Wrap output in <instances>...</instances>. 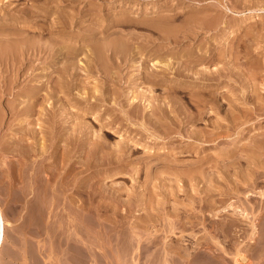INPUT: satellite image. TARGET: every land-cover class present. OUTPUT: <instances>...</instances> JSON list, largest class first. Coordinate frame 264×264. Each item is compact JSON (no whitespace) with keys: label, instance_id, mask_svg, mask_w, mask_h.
I'll return each instance as SVG.
<instances>
[{"label":"bare ground","instance_id":"obj_1","mask_svg":"<svg viewBox=\"0 0 264 264\" xmlns=\"http://www.w3.org/2000/svg\"><path fill=\"white\" fill-rule=\"evenodd\" d=\"M13 1L14 0H9V3H7V5L8 4L10 5L11 2H13ZM45 1H44V4H46ZM59 1L60 0H58V2ZM80 1H84V3H82L83 5L80 3L82 5V7H79V8L78 7L76 8V6L78 4L77 5H71L68 1H67L68 3L67 2L64 3V1H63L64 4L58 5L57 7H59L60 9H63L65 12L63 10L59 9L61 12H64V13L57 14L58 12H56L57 16L54 18H51V19L48 18V14L50 15V13H48L47 9L44 8L45 5H43L42 3L40 4L38 2V0H32V1L30 0L31 3L28 6H24L26 4L25 3V4H23V7L18 6L19 8L17 7V9H13L17 3L13 4V5L11 4L12 8L10 7V8H8L9 10L8 9L7 10L13 14L12 15H11V13L7 14V16H4V17L0 16V95L1 96L3 94L8 95V96L11 95L12 98L11 97L8 98L9 101L8 102L6 101V103H4V104L7 107L6 112H8V114L10 113V117L11 116L13 117L11 119H13V120L17 119L14 121V123L18 124V125H16L15 127L13 126L14 127L13 131L19 133L18 134L19 136L17 135L16 138H11V140L9 139L10 141H8V142H5L6 139H4V143L2 144V150L0 149V151H3V152H1V153H3L1 156H3L2 159H3V162H5L4 164L7 165L8 171H6V166H5V168H3L4 165H1L2 168H0V169H3L6 172H8L7 173L8 176L5 175V176H7V179H8L7 182H10L9 179H12L13 182L16 180H18L16 182H19V180H20V182H21L20 185H22L21 187H23L24 183L25 184L27 183L26 184L27 192L34 190L32 192V194L35 191L39 193V195L41 197L40 199L43 200V201L40 200V203L41 202L43 203V205L46 209L47 215L45 214L46 217H45V215H44V217L46 219L42 220L40 218L41 216L43 218V215H41V213H43V212H41L42 211L41 208L43 206V205H41L42 203L39 204V203H37L36 200L35 201L30 200L31 203L30 202L27 203L28 206L30 208H32L37 214L39 213L38 214L39 217L34 218V221L32 222V224H35V226H37V227L41 226L40 229L42 231H43V229H46L45 233H47V234L49 233L48 234V235H50L49 238H52L54 241H56V238L58 237V236L56 237L55 235H58L60 233H61V235H63L62 233H64V232H62L64 229L62 231H60L61 228H59V227L61 225L63 226V228H66V229L68 228V227L64 226L65 223L68 226L69 225L72 227L74 226L75 228L76 227L81 228L82 226H86V227L92 226L93 229L90 228L91 233L93 230V232L95 234L94 233H92V234H94L95 237L93 236V239H91V241L93 240L92 243L94 242V240H95V242L100 241L99 243H94L97 246V244L101 243L102 240L100 238L103 237L104 235L100 234L101 236L100 235L97 236V234H96L97 228L95 229V227H99L100 229L102 228L101 232H105L104 234H110L111 232L109 231V228H107L106 230L109 231L110 233L107 231H103V228H106L109 226L110 227L115 226L116 223L120 224V225H117V228H118V226H122L121 224L124 223V225L128 224L130 226L127 225L128 227L125 226V230L124 229L120 230V234L122 235V238L120 239L121 235L119 234V230H118V235H120V236L117 237L116 239L113 238V240H115L117 242L123 239V240H125L124 242L127 243V246L124 244L126 247L121 246L118 248V249H120V251H119V252H121L120 254L118 253V251H115V254L118 257V259H120V260L124 259L122 257H125V253H127V255H128V252L130 253L129 250L132 249L130 247H132V243H133V241L131 239L133 237H135V236L131 237V235L133 233L136 234V233L140 232L139 234L142 233L144 235L145 231L150 228V229H153V233L149 232L151 234L148 235V238L146 239L147 242L144 245L142 244V242H141V244H138L139 249H137L138 246L135 247L139 251H137L136 255H134V256H137V255H138L137 257L141 256L140 258L143 257L144 260H150V263H151V260H154L153 263H155V261L159 260V261H161V262H159L161 264H172L173 261H175L177 263V260H178L177 258H179L180 256H184L185 264H199V262H200L199 259L202 258L205 254V253L203 254V251H202V253H199V254H203L202 257L199 258V256L197 255V257L199 259H197V258L194 259V257L192 258V256H191L192 260H194V261L196 260L193 263L192 260L188 259V258H190V256H189L190 253L188 251L184 252L185 255H179L180 249L182 248L180 246V244H178L179 242L176 245H174V244L172 245L171 243H169L165 240L163 241L162 238L165 237L164 236L165 234H163L161 232L163 234V237H161V235H160V237H161L160 238L159 234H157V231L158 232L159 231H164V232L172 231V232H174V230L177 229L176 232L178 233V240H179V236L180 237H183L184 235L187 236L188 233L192 236L193 235L192 233L185 230V228H187L189 226L193 228V224H190V222H191L190 218L196 212L194 211L195 213H192L190 216V211L195 210L194 208H195L196 202H197V204H198V202H200V203L202 202L201 206L205 205L204 208L200 207L202 210L206 209L208 207V209H211V211H212V208L215 207V206H213V205H215V202L222 199L219 197V200H217L216 198H218V197H216V196H215L216 198L214 197L212 199L209 197L207 198V196H209L208 194L214 193L213 191L215 190L216 184H218L220 186L221 184H219V183L223 182V184H222L223 186L231 185V187L228 188V189L232 188L230 190H233V186H234V188H239V187H235L237 183L232 182L233 181L232 179H235V178H233L234 176L235 177L239 176V178L237 177L236 181H238V179H239L240 182L242 181L243 185H244V182L249 181V179H251L252 182L253 183L255 182L254 184L257 185L256 184V182L258 181L257 178H259V176L261 175L259 173L260 168H261V170L264 169V123H263L264 122V82H263L264 81V72L261 71L263 73L259 74L260 70H264V68H263L264 62H262L264 60L261 61L263 63V65H262L263 67H261L262 69H258V68L255 69L254 68L255 71L259 70L258 73L257 72L255 73V71L252 69H250V70L247 69L249 71L246 72V74H247L250 71H254L253 74H251L252 79L254 77L256 78V76L257 77L260 76L261 79L259 77L258 80L263 79V81L259 80L260 81L259 82L257 80L256 83H253V82L251 83V81H254V80H251L250 84H249V83H247L250 80V76H249V78L248 77L246 78V80L247 79H249V80L246 82V80L244 79L245 81H243V82H245V83L242 84L243 82L240 81V79H238L240 82H242V83H240V82L239 83L242 84L240 88H243V90L239 89V85L237 86L238 87L237 90L238 91L240 90V92H242V93L245 91H249L250 93L249 92L248 93L250 95L252 94V98H253V100H252L253 107H250V108L248 107L249 109H247L246 111H242L243 109H241V108H244V107H242L241 102L242 101L246 102V101H244V98H243L244 95H242L243 97L240 96L239 92H237V93H239V95L236 94V92L234 90V86H233V88L232 87H227V88L222 87L223 88L222 93H221V91H218V89L220 90L221 86H223V85L220 86L218 84V83H220V82H218L220 76L221 75L224 76L225 74H227V73L224 74V71H228L229 74H233V73L239 71V70H237L235 72H232L234 66H233V68L231 66L232 64L228 66L230 60L232 62L239 63L238 61H235L236 58H234V57H236V56L231 54L234 57H232V59H230V60L228 59L229 56H228V58H227V56L225 57V53H226L225 49H227V48L223 49L225 46L222 47V45H221L222 48L219 46V50H217L216 52H215V48H216L215 44H213V46L212 45L209 46L210 44H208V45L206 44L208 46V48L205 49L206 46L204 45V47H203L202 43L200 44V42H199V43H196L197 46L195 47V45H196L195 39H198L201 37V36L197 37L199 35L198 30L206 29V31L208 32V29H209L208 26L210 27L211 25H213V27L216 28L218 26V23L221 21V20H217L216 18L222 17L221 19L223 20L224 18L228 17V16L227 17L224 16V18H223L222 15L219 16L220 11L222 13L224 12L221 10L222 7H220L219 4H216V6L219 5L220 11L218 12L216 10L217 11L216 12L214 10L216 13H218L217 15L219 17L218 16L216 17V15H215L216 18H214V19L212 17H211L212 18L211 19L210 16L200 18L201 13L203 12V7H200V9L202 8L201 9L202 11H200L201 13L196 12V13H200V15L199 14L195 15V16L199 15L198 16L199 18L198 17L195 18L193 16L194 14L192 15L188 11L189 15L191 14L193 17H191V16L189 17V15H188L187 17L182 16L183 18L186 17L188 19L185 20V19H182V17L180 19L182 21L185 20L186 22L184 21V23H186V24L189 23V22L187 23V21L190 19V23L192 22V26L194 24L193 20H195L194 21L195 24L193 27H191V24L189 23L188 26H190L192 30L189 27V29L191 30V32H190V30L188 31V29L186 28L188 31L187 32V31H185V29H183L182 23L181 22L179 23V21H178V23H176L177 24L176 27L178 26L177 30L179 31V29H181V27H182L181 30L182 31L184 30L183 32L181 31L182 33L179 31L180 34H178V32H174L175 34L177 33L178 35L177 34L171 35V32L173 30L171 28H174V30H175V27H173V25L175 26V24H173V21H172L173 18L168 17V15L170 13L167 15L165 12L164 13L161 12L158 15L155 14V16L157 15L155 17L156 19H154L153 16H152L153 19H149V20H147L148 18L147 19H145V18L140 19V22L147 23L148 25H150L149 27H151L152 25L154 26L155 21L157 22V23L155 22V25L157 27L159 26L157 36L154 35L155 36L154 38L149 37V40L147 38L148 41L145 39V41H147L146 43L151 44V46H149V48H148V46H146L147 44L145 42L140 43L143 40V39L141 40V38L146 37V33H145V36H142V35H140L141 33L139 34V32L138 33L134 32L133 28H131V29L133 30L134 33L133 32L131 33V31H132L131 30V31L127 32V35H125L124 32H123L124 34L121 33V35H119L118 30H116L117 28L115 27V31H117L116 32L117 35H116V33H112V35L115 34L116 36L113 35V37H112V35H111V38H110V35H108L107 37H109V38L105 37V35H107L106 30L109 26H111V25L115 26L117 24L120 32H122L125 30V26L129 27L130 24H133V21L130 20L129 18H127L126 16L122 17L123 14H121L120 17L113 18L112 22L111 21L110 22L109 21L104 22V20L106 19L107 16L106 17L101 16V15H104L103 12L99 13L100 14L99 16H98V14H96V12H97L96 10H99L97 8L100 6L98 4H101V2L98 3L99 2L98 1L97 2L98 6H97L94 3L95 1H93V0H80ZM187 1H189V0H187ZM202 1H201V3H202ZM229 1H232V3H233V0H229ZM245 1L246 0L241 1V2H243L242 6L245 3ZM250 1H247V3ZM262 1H264V0H262ZM70 2H72V1H70ZM238 2H240V0ZM28 3H29V1H28ZM103 3H105V2H103ZM106 3H108V2H106ZM110 3H112V2H110ZM173 3H175V2H173ZM180 3H181V0H180ZM229 3H231V2H228V4ZM251 3H253V1L248 3V4H251ZM257 3H262V2L259 1ZM182 4H184V3H182ZM204 4H206V3H204ZM207 4L210 5L209 3H207ZM223 4L221 6H224L226 4V0H225V4L224 5ZM234 4H238V3H234ZM254 4L256 5L255 2H254ZM185 5H187V4L185 3ZM199 5H201L200 2H199ZM239 5H238V8L240 9V7H241V9H242V6L241 5L239 6ZM259 5L264 10V5L263 6L261 4H259ZM96 6H97V8H96ZM167 6H168V4H167ZM213 6H215V5H213ZM231 6L233 7L232 4H230V7ZM178 7H179V5H178ZM232 7H231V10H232ZM258 7H256V8H258ZM99 8L101 10V7H99ZM172 8L173 7H171V9ZM207 8H208V6H207ZM217 8H215V9H217ZM252 8H255V7H252ZM225 9L228 11L230 10V8H227V7ZM233 9H234V7H233ZM57 10H58V8H57ZM169 10H170V8H169ZM198 10H199V7H198ZM235 10H238L237 7ZM214 11H213V13H214ZM1 12H2V10H1ZM246 12L245 11L241 12V15H245ZM253 12H255V11H253ZM148 13H150V12H148ZM187 14H185V15H187ZM209 14H211V13H209ZM225 14L226 13L224 12L223 15H225ZM261 14H263V13H261ZM176 15H175V17L178 18V16H176ZM179 15H181V14H179ZM206 15L208 16L207 13H205V16ZM235 15H240V14H237V13L233 14L232 15L233 18H235ZM38 16H42L45 19H43L42 17H38ZM211 16H214V15H211ZM252 16H255V15L251 14L249 16H246L244 19L242 18L241 21L240 20L234 21L236 23L234 24V22H233L232 24L236 25L235 29H238L244 25L246 18H250ZM263 16H264V14H263ZM148 17H150V16H148ZM173 17H174V15H173ZM229 17H230V14H229ZM229 17H228V20H229ZM238 17H236V18H238ZM87 18H89V20ZM230 18H231V20L233 19L232 17H230ZM36 19H38L39 23L34 22V21H37ZM174 19H176V18H174ZM191 19H193V20L191 21ZM250 19H252V18H250ZM256 19L257 18H255V21H256ZM39 20H41V21H39ZM177 20H179V19H177ZM228 20L227 19L225 20L226 26H227ZM231 20H229V21H231ZM258 20H261V17ZM85 21H86V23L84 25L81 24L82 22H85ZM148 21H150V22H148ZM151 21H153V23ZM226 21H227V23H226ZM255 21H254V23H256ZM135 22H139V21L135 20ZM122 23L125 24V25H123L124 30L120 29V28H122V27H120ZM149 23H151V24H149ZM174 23H175V21H174ZM118 24H120V25H118ZM147 24L146 25L144 24V25L147 26ZM178 24H180L181 26H179ZM229 24H231V23H229ZM248 24H250V22ZM252 24L253 23H251V25ZM7 25H10V28H8ZM224 25L221 24L220 25L221 27L218 26L217 28L221 29L222 26H224ZM99 26H101V27H99ZM185 26H187V25H185ZM232 26L229 25V27H232ZM245 26H247V25H245ZM253 27H255L256 31H254V32H256V33H254V35H252L253 34V31H252V34L250 36L251 38L248 37L249 40L245 41L243 44L240 43L241 41L235 39V37L233 36L234 34L233 35L230 34V35H232V37H234L235 41L236 40L239 41L238 44L239 43L242 45L245 44L244 46L247 47L249 42L251 44V43L257 41V39H255V38H261V39L264 38V22H261L259 24V26H257V28H256V26L250 27V28H252L250 30H253ZM151 28H153V27H151ZM245 28H243V29H245ZM154 29H157V28L154 27ZM225 29H227V28L225 27ZM243 29L240 28V30H242V31H243ZM127 30H130V29H127ZM169 30L171 32H168ZM223 30L224 29H222V31ZM111 31H114V30H111ZM151 31H153V30H151ZM228 31H230V30H228ZM108 32H110V31H108ZM211 32H214V31L211 30ZM217 32H220V30ZM226 32H227V30H226ZM246 32H248L247 29H246ZM203 33H205V32H203ZM138 36H140V39H139V40H141L140 42H138L139 41ZM237 36H236V38L240 37V36H238V37ZM244 36H246V33ZM203 37H202V39L200 38L199 40L205 41V37L204 38ZM223 37H224L223 33L222 34L219 33V37L214 38L215 43H217V45H218L219 40L221 41V39ZM227 38H229V36ZM248 38H246V39H248ZM234 39H232V40H234ZM126 40H127V42H131L132 44L130 45V43H129V45H127ZM186 40H187V42H188V40H191L192 43L194 42L193 43L194 47L193 48L191 47L189 49H188V47L186 48V46L184 47V49L186 48L188 50L184 51L182 54L180 52V54L182 56L181 61L178 60L179 61L178 62L176 60L177 62H173V59L167 58V56H166L165 61H162L165 58L163 55H162L163 58L160 61V59L157 60V57L160 58V56L156 55L157 56V57H155L156 61H154L151 64L149 63L150 60L148 61V59H155V58H150V57L155 53V51L159 47H161L159 44V47L157 48L158 43L165 42V43H163L164 45H166V44L170 45L172 42L177 43V42H183ZM206 41H207V39H206ZM210 41H212V40L210 39ZM227 41H228V39H227ZM227 41L225 39L226 43H228ZM242 41H243V39H242ZM134 42H137L136 44L140 43L141 46L135 45ZM191 42H189V43H191ZM258 42L262 43L263 41L258 40ZM189 43H187V44H189ZM187 44H185V45H187ZM203 44H204V42H203ZM250 44H249V46H251ZM143 45L146 46L145 48L147 50L142 48ZM153 45H155V46H153ZM173 45H171V46H173ZM255 45H256L255 43H254V45L252 44V46H255ZM187 46H189V45H187ZM234 46L235 45L233 44V48H234ZM258 46L256 48L262 49L264 47V44H261L259 47ZM165 47H167V46H165ZM165 47H163V48H165ZM231 47L232 46H230V47L228 46L229 49H231ZM238 48H237V53L240 51V50H238ZM256 48L252 47V49L253 50L255 49V51H256ZM169 49L171 50V48H169ZM169 49H167V50H169ZM222 49L225 51V53L222 51ZM229 49H228L227 53H229ZM245 49H246V52L248 54L252 50L251 48H249V49H251L250 51H247L248 48H245ZM182 50H183V48H182ZM233 50H235V49H233ZM244 50L242 53L244 56H246L247 54L246 53L244 54ZM108 51H109V53H107ZM158 51H160V50H158ZM168 52H166V54H168ZM170 52L173 53L172 51H170ZM170 52H169V55H170ZM234 52L232 51L233 54L236 53V52L235 53ZM256 52H258V50ZM80 53H82V54L84 53L83 57L85 58L83 60L84 62H81V63L79 62L80 59L77 57L78 54H80ZM119 53H121V55ZM177 53H179V52H177ZM161 54H164V53H161ZM117 55H119V56H117ZM122 55H123V57H121ZM226 55H228V54H226ZM248 56H250V55H247L246 57H248ZM263 56H264V54H263ZM243 57H241V58H243ZM176 58H178V57H176ZM233 58L235 60H233ZM179 59H180V56H179ZM214 59L215 60L217 59L220 61V63H219V61H217L219 63V65L222 63V66L220 65L221 66L220 68H217L218 66L215 67L216 65L214 66L215 68H213V67L211 68L207 64V62H210V60L214 61ZM244 59H247V58H244ZM241 60H243V59H241ZM241 60L239 59V61H241ZM123 61H125V63L127 65L124 63H123L124 65H121ZM156 62H157V64H156ZM215 62H213V64ZM128 63L130 64V66L132 65L131 66L132 68L134 67V69H135V70L133 69L134 70L133 71L130 68L132 70V72L130 70L129 73L127 71L125 72L123 70L125 68V65L128 66ZM202 63H206V64H204V67H203ZM108 64H110V65H108ZM200 64H202L203 68H201ZM261 64L260 65L258 64V65L261 66ZM197 65H199L200 67ZM205 65L209 66V68L205 69L206 68ZM234 65H236V64H234ZM243 65H242V67H243ZM251 65L252 64L250 63V66L248 65V67L251 68ZM254 65H256V64H253L252 66H254ZM109 66L112 67V69H110ZM149 66H150V68H149ZM230 66L232 69L230 68ZM236 66L238 68L240 67L239 64H237ZM100 68L103 69L101 73H103V71H106L108 69L105 73V77L102 78V81H99V80H101L100 78H99V80L98 79L93 80V78H95V77L90 78L93 80V83L91 82L90 86H88L89 84L87 83V81L85 79L92 77L94 75V73L96 71H98ZM126 68H125V70H126ZM245 68H247V67L245 66ZM127 69L129 70V68H127ZM229 70H231L232 73ZM241 70L243 72V68ZM244 71H246V70H244ZM97 74H99V73H97ZM247 75L244 74V76H247ZM229 77H231V76H229ZM236 77L238 78V76H236ZM224 78H225V76H224ZM229 79H231V78H229ZM234 80H236V79H234ZM97 81H99V83ZM221 82H223V81H221ZM18 84H20L21 87L20 86H18L19 88L16 87V85H18ZM157 86L161 87V88L159 87L161 89L160 94H156L154 92V89H156V88L158 89ZM14 87H15V89H14ZM212 90H214L215 92H212ZM231 95H233L234 97H231ZM99 100L102 101L101 104H104V106L102 105L103 108H100L101 104L99 103L100 102ZM108 101H111V103ZM250 101L248 100L247 102H250ZM106 102L108 105H106ZM252 102H250V104H252ZM80 103H83V104H80ZM117 104H118V107H115V105L117 106ZM224 104L227 105L226 107H227L228 111H225V112L223 111L224 114H222L223 115L222 116L221 114H219V112H221L222 107H224ZM80 105H82V106H80ZM240 105H241V107H240ZM66 106H68V107H66ZM250 106H252V105H250ZM74 107L78 110V113L80 112L78 115H77V113H75L76 111H74L75 110ZM0 108H1V106H0ZM72 108H74V110ZM96 108L102 109L103 112L106 111V109H113L115 111L117 109L118 112H120V114L119 113H112V116L108 122H110L115 116L120 117V115H121V117L119 118V120L121 119L119 121V123H120V125L125 126L123 128V130H124V133H126L125 134L126 139L123 140L122 139L123 136L122 137L120 136L122 139L121 142L119 140V142L116 143L115 145L114 144L113 145L111 144V146L107 145L105 143V141L100 138V136L98 134L92 136L93 133H90L89 132L90 129L88 128L89 129L88 130L86 125H85L86 123L85 124L83 123L86 121L82 120L83 122H81L80 119H78L80 122L73 121V119L79 118L80 116H82V117L85 116L86 113L88 112L87 110L90 109L91 113H92L93 110H95ZM113 110H111V111H113ZM1 112H4V111H1ZM35 114H36V117H34L35 119H34V121L32 120L33 121L32 123H34L35 121L40 119L39 122L38 121L36 122V123H38L37 127L32 125L31 122H29V121H31L30 118L33 117ZM98 114H100V113H98ZM207 114L210 116L212 115L213 117L205 119L207 121H204V116H206ZM107 116H108V114H107ZM109 117L107 118V120L109 119ZM69 118H72L71 124H67L68 123L67 120ZM101 118H104V116ZM82 119H84V118H82ZM13 120H11V121H13ZM105 120H103V122H105ZM103 122H101V125ZM11 123H13V122H10L9 125L12 127ZM119 123H117V124H119ZM198 123L199 124L204 123V125L201 127H198V126L194 127ZM15 124H13V125H15ZM24 124H26L27 126L24 127ZM29 124H31V125H29ZM109 124H111V123H109ZM117 124H116V126H117ZM246 124L249 127L250 126L252 127V125H253V128L254 129L256 128L255 129L256 132H255V134L250 136L247 143L245 141V144H246V146L244 145V147H246L245 149L243 147L241 148V146H240L241 149H244L243 152H245V153L243 154L242 150H241L242 153H238V152H236V150L239 147V145H238L239 142L242 141V140H240V133H242V130H244L243 128H245L247 126ZM9 125L7 124V126H9ZM108 125L106 124V126H108ZM113 125H114V123H113ZM113 125H111V126H113ZM243 125L245 127H243ZM192 126L194 128H192ZM108 127H110V126H108ZM90 128L92 129V127H90ZM110 128H112V127H110ZM118 128H120V126ZM2 129L4 131V128H2ZM7 129L9 130L10 128L7 127ZM10 131H7V132L12 134V132H10ZM221 131H229L230 132V133L226 134L228 139L222 138V141L227 140L226 142H228V144L230 143V146L226 145L227 147H225V146L220 147V148L218 147L217 148L218 150H214V149L210 150L211 149L210 145H213L216 142L219 143V136L218 135ZM93 132H95V131L93 130ZM9 133H6V135H8ZM39 133H41V134H39ZM250 133H251V131H250ZM120 135H121V133H120ZM245 135H248V134H245ZM223 136H224V134H223ZM11 137H14V136L11 135ZM178 138H180L179 141H177ZM183 138H185V139H183ZM181 139L186 140V142H184V141L181 142ZM2 142H3V140H2ZM61 145L63 146L64 150L61 152L60 158L57 159L59 161L57 164L59 166L61 164L62 165L60 167L58 165H55L59 169L55 168V167L50 168L47 164L48 159L49 160H50V158L52 160L56 159L55 158L56 157L55 152H52L51 149H53V150L57 149L58 150V148H60ZM215 146H216V144H215ZM0 148H1V146H0ZM138 150H140V152H141V154L138 153L139 155L136 154V152ZM84 155H85V158L83 159ZM7 156L9 157L8 160H6ZM11 156H14L15 158L14 157L11 158ZM229 157H232V158L228 159ZM226 158L228 160H224ZM241 158H243L242 160L245 163V164H243V166L239 162V161H241ZM80 159H83V161ZM79 162H82L81 163L82 165L85 164L86 168H85V166H83L85 169H89L88 167H92L94 165L96 168H98L97 166H101V168H98V170L96 169L97 173L94 174L95 178L98 176L100 171L103 173L104 170H105V172L102 174L104 178L107 176H113L114 177L116 175L122 176V175L127 174L129 179H131L130 181L133 180L132 183L130 182L132 185L130 184L131 185L130 191L128 189L129 192H127V198L121 197V195H120V192L122 193V191L120 190L122 186H118V185L108 186L109 184L107 185V182L105 183L107 186L104 185L105 186L104 187V186L100 185V186H96V188H95L92 185L93 183H87L86 180H85L86 182L84 181L83 183L80 181L81 184L77 187V189L75 186V185H78L77 182L75 183L76 180L74 182L72 180V182H71L70 181L71 178H69L71 185L69 183H67L68 181L67 182L66 181L61 182L62 177H63L62 176L63 171L61 173L60 170H63V168H64L63 164L68 165V167H70V168L71 167L74 168V166H76V163L79 164ZM51 164H53V163H51ZM66 165H64V166H66ZM82 165H81V168H82ZM77 166L80 167V164ZM60 168H62V169H60ZM75 168H74V170H75ZM83 170H81V171H83ZM5 171H4V173H5ZM64 171H65V169H64ZM262 171H264V170H262ZM83 172H85V170ZM87 173H90V172H87ZM71 174H69V175H71ZM3 175L4 174H2L1 176H3ZM63 175L65 176V174H63ZM69 175L67 174L68 177H69ZM81 175L82 174H80V176ZM231 175L232 176L234 175V176L232 177ZM91 177H92V174H91ZM231 177H232V179H230ZM86 178L87 177H85L84 179H86ZM67 179L68 178H66L65 180H67ZM72 179H73V177H72ZM96 179H93V180H96ZM0 180L2 181L3 179H0ZM6 180H4V181H6ZM78 180H80V179L78 178ZM87 180L89 182L92 179L91 180L87 179ZM251 180H250V182H251ZM4 181H2V182H4ZM7 182H5L6 185L9 184ZM22 182H23V184H22ZM102 182H103V180L99 183H102ZM95 183H94V186H95ZM253 183H250V184H253ZM14 184H16L15 186L17 187V183H14ZM103 184H104V182H103ZM248 184H249V182L244 186L247 187ZM222 185H221L222 190H224V191L228 190L225 188L223 189ZM239 185H241V184H239ZM9 186H11V185H9ZM242 186H241V189H243V191H244V188ZM2 187L3 186H1V188ZM5 187L6 186L3 187L4 190L6 189ZM21 187L18 186V188H20V190L23 191L22 190L23 188L21 189ZM25 187H24V189H25ZM249 187H252V185H250ZM71 188L79 190L80 193L81 192L84 193L85 194V196H83L84 198L79 199L78 197L80 195L79 196L77 195L78 197H76V199L73 197L72 198L69 197L68 193H66V191L68 189H71ZM124 188H125V185H124ZM253 188H255V187H253ZM7 189L10 190V188H7ZM13 190H14V187L11 190L12 192L10 191L11 192L10 194L13 193ZM16 190L18 191V189H16ZM219 190H221V188ZM234 190H236V189H234ZM239 190H240V188L236 191H239ZM17 191L15 193H17ZM0 192L2 193L1 190H0ZM7 192H8V190H7ZM76 192H78V191H76ZM76 192H75V194H76ZM4 193H6V192H4ZM15 193H14V195H15ZM82 193H81V195H82ZM229 193H225V195L227 194V196H228ZM73 194H74V192H73ZM245 194H246V192H245ZM19 195L22 196L23 193L18 194L17 200L19 198L24 199L22 197H19ZM39 195H38V197H39ZM98 195H99V197L97 198L96 196H98ZM71 196H74V195H71ZM218 196H220V195H218ZM3 197H1V198L3 199ZM23 197H25V196H23ZM34 197H35V195L33 196V199H35ZM36 197H37V193H36ZM45 197H47V198H45ZM80 197H82V196H80ZM11 198L12 197L10 196V199ZM28 198L30 199V197H28ZM226 198H228V197H226ZM243 198L245 199V197H243ZM10 199L8 198L7 200H9V202L14 201V199H13V201H10ZM21 199H19V201H21ZM31 199H32V197H31ZM215 199L217 201H215ZM25 200H27V199H25ZM22 201H24V200H22ZM220 202L222 203V201H220ZM219 203H216V204L219 205ZM225 203H227V202H225ZM18 204L20 205V202ZM223 204H224V202H223ZM122 205H123V207H120ZM239 205H240L239 203L237 205L236 203H233V201H231V202H228L227 205L225 204V205H220V206H221V208L223 207L222 209H224V210L225 209L232 210L234 212L233 213L234 215L235 214H238V215L241 214L239 216H242L244 214L245 215L248 214L247 212H245L247 210L246 206L244 207V205L241 204L243 206H242V208H240L241 206L238 207ZM11 206H12V208L15 209V207L18 205H15V207H13L14 203L13 204L11 203ZM23 206L24 205H21V207H23ZM10 208L11 207H9L8 209H10ZM30 208L28 210H31ZM221 208L219 209V207H218L217 210L221 211ZM64 209H66L68 211L74 209L77 211V212L76 211L75 212L70 211V214L72 212L71 217H72L73 213H75L74 215H76V213H77L80 216L78 215V218H76L77 216H74V217L70 218V220H66V218H65L66 221L60 220L59 218H57L58 219L57 220L54 217L55 218V220H54L53 216L56 214L58 215V213H59L58 210H60V212H61ZM121 209L124 211H121ZM131 209H133V211L138 213L136 215H139L138 219H136V220L134 217V220H135L134 222L132 220L133 218L130 219L132 221L128 220L129 221L128 222L126 220H127V217H129V216H126V215H125L126 217L123 216L125 213L128 215ZM248 209H249V207H248ZM109 210H110V212L113 213L114 218H112L111 216H107V215L103 216L104 212L108 213ZM213 210H216V209H213ZM9 211L11 212L12 209ZM120 211L124 212V213H122L123 215L120 214L121 213ZM205 211L206 210H204V212ZM232 211H231V213H232ZM248 212H250V211H248ZM44 213H45V211H44ZM92 213L94 214V216H92ZM201 213H199V214H201ZM14 214H15V211H14ZM199 214H197V216ZM213 214L216 215V213H214V212H213ZM68 215H69V213H68ZM110 215H111V213H110ZM205 215L206 214L204 213V216ZM238 215H236V216H238ZM28 216H29V214H28ZM51 216H52V218H51ZM65 216H66V214H65ZM195 216L196 215H194V219H197V218H195ZM200 216H198V218ZM204 216H203L202 220H204ZM246 216H244V217H246ZM48 217H50L49 220H48ZM123 217H125L126 220ZM130 217H131V215H130ZM205 217H207V216H205ZM60 218H61V216H60ZM249 218H250V216H249ZM26 219H27V217H26ZM211 219H213V218H211ZM227 219H229V217H227ZM237 219L239 220V217L235 218V216H232L229 220H227L228 222L225 221V222H227V224L225 223L224 225H226L228 228H231L232 225L235 224L234 227H237L236 223H235V221H237ZM29 220H31V218ZM198 220H197V222H198ZM260 220H263V221H261V223H262V225H264L263 224L264 223V215H263V219H260ZM193 221L194 220H192V222ZM199 221L201 222V220H199ZM251 221H252V219H251ZM20 222L22 223V221H20ZM132 222L134 224H132ZM210 222H212V221H210ZM23 224H24V221H23ZM29 224H31V223H29ZM202 224H205V228L207 227L206 221L205 222L202 221ZM208 224H209V222L207 223V225ZM257 224L255 225L254 228H256ZM20 225H22V224H20ZM124 225H123V227H124ZM198 225H199V223H198ZM212 225H211V227H212ZM218 225L219 224H217V226ZM237 225H239V224H237ZM252 225H251V227H252ZM24 226H26V224H24ZM194 226H196V225H194ZM134 227H137V229H138V230L135 229V232L131 231V229H134ZM234 227L232 229H234ZM248 227H250V226L248 225ZM82 228H84V227H82ZM219 228L222 230V232H224L222 226H219ZM219 228L217 230H219ZM228 228H226V230ZM16 229H15V231H16ZM77 229L78 228H76V230ZM191 229H188V230L191 231ZM240 229L241 228L239 227L238 231H240ZM208 230H212V229H208ZM251 230H252V228H251ZM80 231L84 232L85 230L81 229ZM184 231L185 232L187 231V232L185 233ZM238 231H236V232H238ZM54 232H55V235L52 234ZM69 232H70V230H69ZM69 232H67V233H69ZM209 232H211V231H209ZM213 232H215V230H213ZM226 232L224 233V235H226ZM228 232H230V231L228 230ZM233 232H235V230ZM252 232H254V231H252ZM31 233H32V235L34 234V232H31ZM71 233L69 234V237L65 234V236H63V237L59 236V238L57 239L58 242H56V243L61 245V246L58 245L57 252L59 251L61 253V256H60V253H58L59 254L58 255L54 251L55 255L57 256V257H55V256L54 257L57 260H59V264H65L67 262L66 259L70 255V253L68 254V251H70V249H72L70 251V252H72L71 254L75 255L73 257H69L70 260L73 261V258H75V257L77 259V256H78V258H79V256H81L80 258H83L82 256L88 252L85 251L86 252L85 254L84 253L83 254H81V253L77 254L74 252H77L76 248L79 251V249H81L80 248L81 245H83L84 243H85V246L89 247V249L86 247L87 248L86 250H88V251L90 249L93 250V248H91V246H89V244H91V243H88V241H90L89 236H91L92 234H90L87 231V233L85 232L86 236L85 235L80 236V234H83V233H80L79 236L81 238L80 239L77 238L79 236L76 235L75 237L77 239L76 238L74 239L73 235H72L73 238L71 237ZM112 233L115 234V231L112 230ZM112 233L110 235H113ZM149 233H147V231H146L145 235L147 236V234H149ZM41 234H39V235H41ZM218 234H216V235H218ZM220 234H222V233H220ZM110 235H108V236H110ZM207 235H209V234H206V237H207ZM216 235H215V238H216ZM261 235H262V233H261ZM113 236H116V234ZM211 236H213V235H211ZM211 236H208V238ZM167 237H168V235H167ZM227 237H229V236H227ZM249 237H251V236H249ZM2 238H3V218L1 215V208H0V240ZM13 238H14V236H13ZM38 238L40 239V237H38ZM104 238H107V237H104ZM143 238H145V237H143ZM44 239L48 240V238H44ZM98 239H100V240H98ZM182 239H184V238H181V240ZM209 239H211V238H209ZM221 239H223V238H221ZM228 239H231V238H228ZM232 239H234V238L232 237ZM36 240H37V238H36ZM109 240H111V239H109ZM140 240L141 239H139V241ZM174 240H176V239H174ZM184 240H187V239L185 238ZM257 240H259V239L257 238L256 241ZM13 241H14V239H13ZM19 241H20V239H19ZM48 241H46V242H48ZM50 241H51V239H50ZM54 241H52V242H54ZM84 241H86V242H84ZM139 241H138V243H140ZM217 241L218 240H216V242ZM76 242H79L81 244L78 245L79 243L77 244ZM153 242H155V243L160 242L163 247L161 246V248H160L159 247L160 245L158 246L156 244L158 246V248L156 247V245L154 246V248H156L157 250L155 249L152 252L148 251L151 248L148 247L147 244L150 243V245H154ZM199 242H200V240H199ZM202 242H203V240H202ZM212 242L213 241L211 239V243ZM14 243H15V241H14ZM56 243L54 244V246L52 245L54 247V250H56L55 248L57 247ZM108 243H109V241H108ZM204 243L207 244L208 242L204 241ZM219 243H220V241H219ZM231 243L235 244L236 242H231ZM103 244H104V242L102 241V245ZM110 244H112V246L106 245V248H104L105 244L102 246L104 248L103 249L104 252L107 251V250L105 251V249L108 248L107 246H110L112 248L114 247L113 242H110ZM135 244H133V245H135ZM181 244H182V242H181ZM27 245H28V241H27ZM30 245H29V247H30ZM39 245H40V243H39ZM208 245H210V243L207 244V247H208ZM211 245H213V244H211ZM217 245H218V243H217ZM116 246H118V245H116ZM142 246L146 247V249H144V247L142 248ZM213 246L215 248V245H213ZM223 246H221L222 249H223ZM229 246H231V245H229ZM233 246L239 247L241 245H239V242H237V245H233ZM151 247L153 248V246H151ZM225 247H227V246H225ZM82 248L85 249L84 245ZM198 248L200 249V247H198ZM209 248H211V246ZM218 248H219V250L222 251V249H220V246ZM28 249L29 248H27V250ZM110 249L111 248H108V250H110ZM116 249H117V247H116ZM184 249H185V247H184ZM216 249H217V247H216ZM13 250H15V249H13ZM30 250H32V249H30ZM30 250H28V251H30ZM73 250H74V252H73ZM103 250L101 251V253L103 252ZM111 250H114V248ZM237 250L239 253L240 250L239 249H237ZM51 251H52L51 254L54 255L52 249H51ZM99 251H100V249H99ZM211 251H212V248H211ZM231 251H233V250H231ZM7 252H9V251H7ZM44 252H46V251H44ZM47 252H49V251H47ZM10 253H13V252H10ZM33 253H35V252H33ZM90 253H91L90 257L86 256V255L85 256L89 257L93 262L94 261L96 262L95 259H98L100 252L93 251V254H92V252L90 250ZM222 253H224V252L222 251ZM222 253H220V251H219L220 256L225 259V257L221 255ZM47 254L49 255V253H47ZM122 254L124 256H122ZM191 254H193V253H191ZM36 255L37 254L35 253V256ZM53 255H51L49 257L52 259ZM178 255H179V257H177ZM236 255L241 256V258L246 256V255L243 256V253H242V255L240 253L236 254ZM111 256H113V255H111ZM111 256H109L108 258H110ZM214 256L215 255H213V257ZM217 256H216V258H217ZM101 257L102 256H100L99 259ZM127 257H125V258H127ZM195 257H196V254H195ZM210 257H212V255L209 257L204 256V258H203L204 260L202 259V264H221L222 263V262H220V259H216V258L212 259ZM7 258H9V257H7ZM35 258H37V257H35ZM80 258H79V260H80ZM112 258L114 259L115 257L113 256ZM234 258H236V257H234ZM27 259H28V257H27ZM5 260H4V262H5ZM23 260H24V258H23ZM34 260L38 261L37 259H34ZM104 260H106L105 262H108L107 259H104ZM197 260H198V262H197ZM36 261L29 262V263H35ZM84 261L87 262V259H85ZM111 261H112V259H111ZM239 261L240 260H238V262ZM76 262H77V260L74 261L75 264H76ZM89 262H90V260H89ZM98 262L104 263L103 260L101 262V259ZM181 262H180V264H181ZM235 262H237V261H235ZM2 263L3 262H0V264H2ZM5 263L8 264L7 261ZM11 263L13 264V262H11ZM29 263H27V264H29ZM70 263H71V261H70ZM74 263H72V264H74ZM81 263L79 262V264H81ZM183 263H184V261H183ZM36 264H38V263H36ZM82 264H85V263H82Z\"/></svg>","mask_w":264,"mask_h":264},{"label":"rangeland","instance_id":"obj_2","mask_svg":"<svg viewBox=\"0 0 264 264\" xmlns=\"http://www.w3.org/2000/svg\"><path fill=\"white\" fill-rule=\"evenodd\" d=\"M15 1V2H14ZM13 2H11V4L13 5V4H16V6L13 8V9H17V7L19 6V7H23V4H25L24 6H28L31 2H30V0H14ZM25 1V2H24ZM28 1H29V3H28ZM32 1V0H31ZM44 1L45 0H38V2L41 4H43V5H45L44 6V8L45 9H47V12L48 13H50V15L48 14V18H54V17H56L57 16V14H59V13H64L65 11L63 10V9H60L59 7H57L58 5H61V4H64V3H66L67 1L71 4V5H77L76 6V8L78 7H82V3H84V1H80V0H60L59 2H58V0L56 1H50V0H46L45 2H46V4H44ZM48 1V2H47ZM63 1H64V3H63ZM70 1H72V2H70ZM93 1H95L94 3L97 5L98 3H100L101 2V4H98V5H100L99 7H101V10H100V8L98 7L97 8V6H96V8L97 9H99V10H96L97 12H96V14H98V16L100 15L99 13H102L103 12V14L104 15H101V16H107L106 17V19L104 20V22L106 21V22H112V19L113 18H118V17H120L121 16V14H123L122 15V17H124V16H126L127 18H129L130 20H132L133 21V24H130V26L128 27H126L125 26V30H124V26L123 25H125V24H121V26L120 27H122V28H120V29H122V30H124V31H122V32H120V30H119V27L117 26V24L114 26V25H111V26H109L108 28H107V30H106V34L107 35H105V37H107L108 35H110V38H111V35H112V33H116L117 31H115V27L117 28L116 30H118V33H119V35H121V33H125V35H127V32L128 31H131L132 29L131 28H133L134 29V32H139V34L140 35H142V36H145V33H146V37L144 38H141V40H139L140 39V36H138V42H140V43H142V42H147L148 40H149V37H155V36H157V32H158V28H159V26L157 27L156 25H155V22H154V26L152 25L151 27H153V28H151V27H149L150 25H148L147 23H144V22H140V19H147V20H149V19H153V17H154V19H156L155 17L158 15V14H160L161 12L162 13H166V15L167 14H169L168 15V17L170 18V17H172L173 18V24H175V26L173 25V27H175V30H174V28H171V29H173L172 30V32L169 30L168 32H171V35H176L174 32H178V34H180L179 33V31L181 32L182 30V27H183V29H185V31H187V29H188V31L191 29V27H193L194 26V24H195V20H193V19H191V21L193 20V26H192V22L190 23V19L187 21V23L189 22L190 24H191V27L190 26H188L189 25V23L188 24H186V23H184V21L186 20V19H188V18H186L188 15H189V13H191L195 18H197L199 15H200V11H202L201 9H200V7H203V14L201 13V15H200V18H202V17H209L210 16V18L212 17L213 19L214 18H216L218 15V13H216L217 11L219 12L220 10V8H219V5H220V7H222V11H224L226 14L225 15H223V13L220 11L219 12V16H223V18H224V16L225 17H229V14H230V17H232L233 18V14H235V13H237V14H240V15H235V18H233L232 20H231V18L229 17V20H231V21H229L228 20V17L227 18H224L223 20L220 18H216L217 20H221L219 23H218V26H220L221 24L222 25H224L225 24V20L227 19L228 20V23H227V21H226V23H227V26H226V24L224 25V26H222V28L221 29H219V28H215V27H213V25H211L210 27L208 26V32L206 31V29H201V30H198V33H199V35L197 36V37H200L201 39H202V37L204 36L205 37V41H202V40H199L200 38H198V39H195V44L196 43H199L200 42V44L202 43V45H203V47H204V45L206 46L205 47V49H207L208 48V44H210L209 46H213V44H215V52L217 51V50H219V46L221 47V45H222V47H224L223 49H225V48H227V49H225V51H226V53H225V51L222 49V51L225 53V57L227 56V58H228V56H229V60L230 59H232V57H234V56H236V57H234V58H236V60L233 58V60H235V61H238L239 63H237V62H232L231 60V62L229 61V64H228V66L229 65H231L232 66V68H233V66H234V68H233V70H232V72H235V71H237V70H239L238 72H235V73H233V74H229L228 73V71H224V74L225 73H227V74H225L224 76H225V78H224V76H220V78H219V81L218 82H220V83H218L220 86L221 85H223V86H221V88H220V90L218 89V91H221V93L223 92V88L222 87H232L233 88V86H234V90H235V92H236V94H238L239 95V93H240V96H242V95H244V101H246V102H241V105H242V107H244V108H241V109H243L242 111H246L247 109H249L250 107H253V102H252V100H253V98H252V94L250 95L249 93V91H245V92H240V90L238 91L237 89H238V85H239V89H242L243 90V88H240L241 87V85L242 84H244L245 82H243V81H245L246 80V78L248 77L249 78V76H250V80L249 79H247L246 80V82L249 80V82H247V83H249L250 84V81L251 80H254V81H251V83L253 82V83H256L257 82V80H258V78L260 77H257L256 76V78L254 77L253 79H252V77H251V74H253V72L255 71V69L256 68H258V69H262L261 67H263L264 65H263V63L262 62H264V61H262V60H264L263 58H264V56H263V50L261 49H258V48H256L258 45L260 46L261 44H264V38H255V39H257V41H255V42H253V43H251L250 44V42L248 43V46L247 47H245L244 45H242L245 41H248L249 40V38H251L250 36H251V34H252V31H253V34L252 35H254V33H256V32H254V31H256V29H255V27H253V30H250V29H252V28H250V27H252V26H256V28H257V26H259V24L261 23V22H264V16H263V14H264V10L261 8V6L259 5V4H261L262 6L264 5V1H262V0H259L260 2H262V3H257V2H259L258 0H246L245 1V3L243 4V6H242V3L243 2H241L242 0H240V2H238L239 0H233V3H232V1H229V0H226V4H225V0H189V1H187V0H181V3H180V0H93ZM99 1V2H98ZM112 2V3H110V2ZM115 1V2H114ZM126 3H125V2ZM139 1V2H138ZM178 1V2H177ZM200 2V4L201 5H199V2ZM201 1H202V3H201ZM244 1V0H243ZM247 1H250V2H252L253 1V3H251V4H248V3H250V2H248L247 3ZM257 1V2H256ZM61 2V3H60ZM67 2V3H68ZM78 2V3H77ZM98 2V3H97ZM103 2H108V3H103ZM173 2H175V3H173ZM177 2V3H176ZM217 2V3H216ZM219 2V3H218ZM228 2H231V3H229L228 4ZM254 2L256 3V5L254 4ZM2 3V4H1ZM7 3H9V0H0V16H2V17H4V16H7V14H10L11 12L10 11H8L9 9L8 8H12V5L10 4H8L7 5ZM28 3V4H27ZM82 5H81V4ZM132 3V4H131ZM172 3V4H171ZM181 5H180V4ZM182 3H184V4H182ZM185 3L187 4V5H185ZM190 3V4H189ZM192 3V4H191ZM197 3V4H196ZM204 3H209L210 5H206V4H204ZM214 3V4H213ZM225 5H224V4ZM234 3H238V4H234ZM19 4V5H18ZM167 4H168V6H167ZM176 4V5H175ZM195 6H194V5ZM216 4H219V5H217L216 6ZM224 5V6H221V5ZM230 4H232L233 5V7H234V9H233V7H232V10H231V7H230ZM241 5L242 6V9H241V7H240V9L238 8V5ZM248 4V5H247ZM7 5V6H6ZM104 5V6H103ZM129 5V6H128ZM175 5V6H174ZM178 5H179V7H178ZM192 7H191V6ZM198 5V6H197ZM205 7H204V6ZM213 5H215V6H213ZM239 5V6H240ZM246 7H245V6ZM250 5V6H249ZM252 5V6H251ZM2 6V7H1ZM125 6V7H124ZM133 6V7H132ZM170 6V7H169ZM182 6V7H181ZM188 6V7H187ZM207 6H208V8H207ZM229 6V7H228ZM260 8H259V7ZM18 7V8H19ZM56 7V8H55ZM128 7V8H127ZM132 7V8H131ZM170 8V10H169V8ZM171 7H173L172 9H171ZM176 7V8H175ZM186 7V8H185ZM198 7H199V10H198ZM217 8V9H215V8ZM230 8V10L228 11V10H226L225 8ZM236 7H237V9L238 10H235L236 9ZM251 9L252 7H255V8H252L251 10L249 9V8ZM256 7H258V8H256ZM49 8V9H48ZM57 8H58V10H57ZM197 10H196V9ZM210 8V9H209ZM8 9V10H7ZM63 10L64 12H61L60 10ZM126 9V10H125ZM139 9V10H138ZM167 11H166V10ZM175 9V10H174ZM181 9V10H180ZM186 9V10H185ZM210 11H209V10ZM213 9V10H212ZM247 9V10H246ZM254 9V10H253ZM1 10H2V12H1ZM5 10V11H4ZM55 10V11H54ZM85 10V9H84ZM125 10V11H124ZM142 10V11H141ZM154 10V11H153ZM163 10V11H162ZM184 10V11H183ZM216 12H215V11ZM240 10V11H239ZM262 10V11H261ZM53 11V12H52ZM86 11V10H85ZM130 13H129V12ZM158 13H157V12ZM180 11V12H179ZM188 11H189V13H188ZM213 11H214V13H213ZM239 11V12H238ZM243 11H247L246 13H245V15H241V12H243ZM250 11V12H249ZM253 11H255V12H253ZM260 11V12H259ZM6 12V13H5ZM56 12H58L57 14H56ZM148 12H150V13H148ZM196 12H200V13H196ZM207 13L208 14V16L206 15L205 16V13ZM231 12V13H230ZM253 12V13H252ZM108 13V14H107ZM177 15H176V14ZM188 13V14H187ZM209 13H211V14H209ZM216 13V14H215ZM229 13V14H228ZM253 14V15H255V16H252V17H250V18H252V19H250V18H246L245 19V22H244V25L243 26H241L240 28L241 29H243V28H245V29H243V31L242 30H240V28H238V29H235L236 28V25H233L232 23L234 22V21H241V19L243 18H245L246 16H249V15H251V14ZM259 13V14H258ZM261 13H263V14H261ZM4 14V15H3ZM6 14V15H5ZM13 13H11V15H12ZM56 14V15H55ZM155 14H157L156 16H155ZM179 14H181V15H179ZM184 14V15H183ZM185 14H187V15H185ZM189 15V17L191 16V17H193L192 15ZM197 14H199L198 16H195V15H197ZM232 14V15H231ZM53 15V16H52ZM173 15H174V17H173ZM175 15L176 16H178V18L177 17H175ZM203 15V16H202ZM211 15H214V16H211ZM215 15H216V17H215ZM113 16V17H112ZM147 16V17H146ZM148 16H150V17H148ZM153 16V17H152ZM184 16H186L185 18H183ZM240 18H239V17ZM242 16V17H241ZM261 17V20H258V19H260V17ZM38 17H42V16H38ZM109 17V18H108ZM182 17V19H185L184 21H182L180 18ZM236 17H238V18H236ZM43 19H45L44 17H42ZM174 18H176V19H174ZM199 18V17H198ZM211 18V19H212ZM255 18H257L256 19V21H255ZM40 19V18H39ZM88 20H89V18H87ZM110 19V20H109ZM177 19H179V20H177ZM37 21H34V22H37V23H39L38 22V19H36ZM135 20L136 21H139V22H135ZM39 21H41V20H39ZM174 21H175V23H174ZM178 21H179V23L181 22L182 23V27H181V29H179V31L177 30L178 28V26L176 27V23H178ZM250 22V24H248L249 22ZM254 21L256 22V23H254ZM148 22H150V21H148ZM152 23H153V21H151ZM186 22V21H185ZM223 22V23H222ZM86 23V21L85 22H82L81 24H85ZM157 23V22H156ZM229 23H231V24H229ZM236 22H234V24H235ZM246 23V24H245ZM251 23H253L252 25H251ZM143 24V25H142ZM147 24V26L149 27H147V26H145V25ZM149 24H151V23H149ZM255 24V25H254ZM118 25H120V24H118ZM179 26H181L180 24H178ZM185 25H187V26H185ZM229 25L230 26H232V27H229ZM245 25H247V26H245ZM251 25V26H250ZM8 26V28H10V25H7ZM114 26V27H113ZM138 26V27H137ZM145 26V27H144ZM249 26V27H248ZM99 27H101V26H99ZM144 27V28H143ZM154 27H156L157 29H154ZM185 27V28H184ZM189 27H190V29H189ZM213 27V28H212ZM221 27V26H220ZM225 27L227 28V29H225ZM130 29V30H127V29ZM180 28V27H179ZM187 28V29H186ZM222 29H224L223 31H222ZM246 29H247V31L248 32H246ZM111 30H114V31H111ZM151 30H153V31H151ZM192 30V29H191ZM191 30H190V32H191ZM203 30V31H202ZM211 30H213L214 32H211ZM220 30V32H217V31H219ZM226 30H227V32H226ZM228 30H230V31H228ZM251 32H250V31ZM108 31H110V32H108ZM184 31V30H183ZM182 31V32H183ZM187 31V32H188ZM222 31V32H221ZM133 32V30L131 31V33ZM133 32V33H134ZM148 32V33H147ZM181 32V33H182ZM203 32H207L206 34L205 33H202ZM218 34H217V33ZM230 32V33H229ZM235 32V33H234ZM238 32V33H237ZM250 32V33H249ZM109 33V34H108ZM123 33V34H124ZM173 33V34H172ZM213 33V34H212ZM219 33L220 34H222L223 33V35H224V37L221 39V41L219 40V44L217 45V43H215V40H214V38H216V37H219ZM240 33V34H239ZM245 33H246V36H244L245 35ZM149 36H148V35ZM152 34V35H151ZM177 34V35H178ZM212 34V35H211ZM230 34H234L233 36L235 37V39H237V40H239V41H241L240 43H242V44H238V42L239 41H235V39H234V37H232V35H230ZM239 34V35H238ZM114 36H116L117 35V33H116V35L115 34H113ZM113 35H112V37H113ZM155 35V36H154ZM206 35V36H205ZM210 35V36H209ZM226 35V36H225ZM238 35V36H240V37H238V38H236V36ZM248 35V36H247ZM148 36V37H147ZM229 36V38H227ZM231 36V37H230ZM203 37V38H204ZM249 37V38H248ZM107 38H109V37H107ZM147 38H148V40H147ZM234 39V40H232V39ZM246 38H248V39H246ZM145 39L147 40V41H145ZM206 39H207V41H206ZM210 39L212 40V41H210ZM225 39H226V41H227V39H228V43H226L225 42ZM241 39V40H240ZM242 39H243V41H242ZM101 40V39H100ZM204 40V39H203ZM258 40L259 41H263L262 43L261 42H258ZM193 41V40H192ZM197 41V42H196ZM225 43H224V42ZM231 41V42H230ZM189 42H191V40H188V42H187V40L186 41H183V42H172L170 45H168V44H166V45H164L163 43H165V42H163V43H156L157 45V48L159 47V44H160V46L161 47H159L156 51H155V53L150 57V58H155V57H157L156 55H158V56H160V58L159 57H157V60H159L160 59V61L162 60V58H163V56L165 57L162 61H165V59H166V56H167V58H170V59H173V62H177L178 60H180L181 61V54L184 52V51H186V50H188L189 48H193L194 46H193V43L191 42V43H189ZM203 42H204V44H203ZM257 42V43H256ZM129 43H130V45L132 44L131 42H127V40H126V44L127 45H129ZM135 43V45H140L141 46V44L140 43H138V44H136L137 42H134ZM182 43V44H181ZM187 44V43H189V44H187V45H189V46H187V45H185V44ZM222 43V44H221ZM235 45L234 46V48H233V44ZM238 45H237V44ZM254 43L256 44L255 46H252V44L254 45ZM259 43V44H258ZM147 45L146 46H148V48H149V46H151V44L150 43H146ZM174 44V45H173ZM177 44V45H176ZM207 44V45H206ZM225 44V45H224ZM230 47V46H232L231 47V49H229L228 48V46ZM249 44L253 47V48H256V51L258 50V52H256L255 51V49L253 50L252 49V47L251 46H249ZM171 45H173V46H171ZM237 45V46H236ZM144 46V45H143ZM142 46V48H144V49H146L145 47L146 46H144L143 47ZM153 46H155V45H153ZM165 46H167V47H165ZM170 46V47H169ZM183 46V47H182ZM186 46V48L188 47V49H184V47ZM197 46V44L195 45V47ZM248 48L247 49V51H250L251 49V51H250V53L248 54L247 52H246V49L244 48ZM258 46V47H259ZM163 47H165V48H163ZM177 47V48H176ZM202 47V48H203ZM218 47V48H217ZM221 47V48H222ZM238 48V50H240L238 53H237V48ZM243 47V48H242ZM154 48V47H153ZM169 48H171V50L169 49ZM173 48V49H172ZM182 48H183V50H182ZM235 49V50H233V49ZM249 48H251V49H249ZM167 49H169V50H167ZM228 49H229V53H227V51H228ZM245 49V50H244ZM147 50V49H146ZM158 50H160V51H158ZM162 50V51H161ZM203 50V49H202ZM221 50V49H220ZM243 50H244V54L246 53L247 55H250V56H248V57H246V56H244L243 55ZM170 52V51H172L173 53H171L170 52V55H169V52H168V54H166V52ZM231 51V52H230ZM232 51L236 54H233L232 53ZM159 52V53H158ZM176 52V53H175ZM177 52H179V53H177ZM180 52H181V54H180ZM219 52V51H218ZM254 52V53H253ZM107 53H109V51L107 52ZM157 53V54H156ZM161 53H164V54H161ZM242 53V54H241ZM120 55H121V53H119ZM179 54V55H178ZM226 54H228V55H226ZM230 54V55H229ZM234 55V56H232V55ZM238 54V55H237ZM241 54V55H240ZM256 54V55H255ZM83 55H84V53L82 54V53H80V54H78V58L80 59V63L81 62H84L83 60L85 59L84 57H83ZM155 55V56H154ZM163 55V56H162ZM174 55V56H173ZM176 55V56H175ZM241 57H243V58H241ZM243 55V56H242ZM252 55V56H251ZM117 56H119V55H117ZM116 56V57H117ZM126 56V55H125ZM179 56H180V59H179ZM261 56V57H260ZM83 57V58H82ZM121 57H123V55L121 56ZM176 57H178V58H176ZM240 57V58H239ZM263 57V58H262ZM241 60V59H243V60H241V61H239V59ZM244 58H247V59H244ZM258 58V59H257ZM78 59V60H79ZM238 59V60H237ZM118 60V59H117ZM150 60V64L151 63H153L154 61H156V58L155 59H148V61ZM177 60V61H176ZM251 60V61H250ZM259 60V61H258ZM216 61V62H215ZM217 61H219V60H215L214 59V61L213 60H210V62H207V64L212 68H215V67H217V68H220L221 66H222V63L219 65V63H220V61H219V63L217 62ZM253 61V62H252ZM255 61V62H254ZM257 61V62H256ZM262 61V62H261ZM78 62V63H79ZM179 62V61H178ZM212 62V63H211ZM213 62H215L214 64H213ZM249 62V63H248ZM126 64L125 63V61H123L122 62V64L121 65H124V64ZM242 63V64H241ZM250 63L253 65V64H256V65H254V66H252L251 65V68L250 67H248V65L250 66ZM262 63V64H261ZM156 64H157V62H156ZM203 64V67H204V64H206V63H202ZM202 64H200L201 65V68H203L202 67ZM234 64H239L240 65V67L238 68L236 65H234ZM244 64V65H243ZM247 64V65H246ZM261 64V66H259V65ZM108 65H110V64H108ZM127 65V64H126ZM125 65V68L127 67V68H129V70L126 68V70H125V68L123 69L125 72L127 71L128 73L130 72V70L132 69H134V67L132 68L131 66H130V64L128 63V66H126ZM216 65V66H215ZM227 65V64H226ZM242 65H243V67H242ZM263 65V66H262ZM197 66H199V65H197ZM206 66V68L205 69H207V68H209V66H207V65H205ZM215 66V67H214ZM231 66H230V68H231ZM245 66L247 67V68H245ZM110 67V66H109ZM155 67V66H154ZM200 67V66H199ZM253 67V68H252ZM131 68V69H130ZM149 68H150V66H149ZM231 68V69H232ZM243 68V72H242V69ZM255 68V69H254ZM264 68V67H263ZM110 69H112V67H110ZM247 69H252V70H254V71H250V72H248L247 74H246V72L247 71H249V70H247ZM102 70L103 69H99L98 71H96L97 73H99V74H97L96 72L94 73V75L92 76V77H89V78H86L85 80L87 81V83L89 84L88 86H90V84H91V82L93 83V80L94 79H98L99 80V78L101 79V80H99V81H102V78H104L105 77V73H106V71L108 70H106V71H103V73H101L102 72ZM132 70H131V72H132ZM135 70V69H134ZM133 70V71H134ZM244 70H246V71H244ZM223 71V70H222ZM230 72H231V70H229ZM241 71V72H240ZM258 71L259 70H256L255 71V73L257 72L258 73ZM261 71H263L264 72V70H260V73L259 74H262L263 72H261ZM231 72V73H232ZM108 74V73H107ZM127 74V73H126ZM244 74L245 75H247V76H244ZM97 75V76H96ZM100 77H99V76ZM104 75V76H103ZM234 75V76H233ZM244 77H243V76ZM228 76V77H227ZM229 76H231V77H229ZM236 76H238V78L236 77ZM241 76V77H240ZM253 76V75H252ZM93 77H95V78H93ZM98 77V78H97ZM90 78H93V80L92 79H90ZM227 78V79H226ZM229 78H231V79H229ZM243 78V79H242ZM222 79V80H221ZM234 79H236V80H233ZM238 79H240V81H242V82H240ZM245 79V80H244ZM260 79H261V77H260ZM259 79V80H260ZM92 80V81H91ZM258 80V81H259ZM99 81H97L98 83H99ZM221 81H223V82H221ZM260 81H263V79L262 80H260ZM259 81V82H260ZM90 82V83H89ZM96 82V81H95ZM242 83V84H240V83ZM258 82V83H259ZM264 82V81H263ZM101 83V82H100ZM228 83V84H227ZM235 84V85H234ZM18 86H20V84H18V85H16V87H18ZM21 87V86H20ZM158 87V89L156 88V89H154V92L156 93V94H160V86H157ZM160 87V88H159ZM236 87V88H235ZM250 87V86H249ZM19 88V87H18ZM144 88V87H143ZM213 88V87H212ZM14 89H15V87H14ZM215 90V89H214ZM214 90H212V92H215ZM237 90V91H236ZM196 92V91H195ZM237 92H239V93H237ZM249 92V93H248ZM245 93V94H244ZM251 96H249V95ZM0 106H1V108H0V110L1 111H4V112H1L0 111V146H1V150H2V144L4 143V139H6L5 140V142H8V141H10L11 140V138H16V136L19 134L18 132H15V131H13V128L16 126V125H18V124H15L14 123V121L15 120H17V119H15V120H13V119H11V118H13L12 116L10 117V113L8 114V112H6V105L4 104V103H6V101L8 102L9 101V99L8 98H10L11 97V95H0ZM231 97H234L233 95H231ZM249 99H248V98ZM12 98V97H11ZM108 100V99H107ZM250 101V102H252V104H250V102H247V101ZM100 101V100H99ZM101 102L102 101H100L99 103L101 104ZM108 102H110L111 103V101H108ZM105 103V102H104ZM245 103V104H244ZM247 103V104H246ZM5 106H4V105ZM80 104H83V103H80ZM104 106V104H101V106H100V108H103V106ZM106 105H108L107 104V102H106ZM241 105H240V107H241ZM250 105H252V106H250ZM4 106V107H3ZM80 106H82V105H80ZM227 105L226 104H224V107H222V110H221V112H219V114H224V112L225 111H228V109H227V107H226ZM66 107H68V106H66ZM115 107H118V104H117V106L115 105ZM249 107V108H248ZM71 108V107H70ZM75 108V107H74ZM74 108H72L73 110H74ZM245 109V110H244ZM111 110H113V109H106V111H104L103 112V110L102 109H99V108H96L95 110H93V112L91 113V110L89 109V110H87L88 112L86 113V115L85 116H80L79 118H76V119H73V121H78V122H80L78 119H80L81 120V122H83L82 120H84V121H86V122H83L85 125H86V127H87V129L89 130V132L90 133H93L92 134V136H94V135H96V134H98L99 136H100V138L102 139V140H104L105 141V143L107 144V145H110L111 146V144L113 145H115L116 143H118L119 142V140H120V142L122 141V139L124 140V139H126L125 137H126V133H124V130H123V128L125 127V126H123V125H120V123H119V121L121 120H119V118L121 117V115H120V117L118 116H115L110 122H108L109 120H110V118H111V116H112V113H119L120 114V112H118V110L116 109V111L115 110H113V111H111ZM74 111H76L75 113H77V115L80 113H78V110L75 108V110ZM90 111V112H89ZM95 111V112H94ZM110 111V112H109ZM224 111V112H223ZM98 113H100V114H98ZM103 113V114H102ZM7 114V115H6ZM107 114H108V116H107ZM118 114V115H119ZM76 115V114H75ZM95 115V116H94ZM104 116V118H101V117H103ZM110 116V117H109ZM223 116V115H222ZM34 117H36V114L33 116V117H31L30 118V120L31 121H29V122H33L34 121ZM77 117V116H76ZM106 117V118H105ZM109 117V119L107 120V118ZM118 119H117V118ZM210 117H213L212 115L210 116V115H206V116H204V121H207V120H205V119H208V118H210ZM82 118H84V119H82ZM101 118V119H100ZM118 120H116V119ZM71 119L72 118H69L67 121H68V123L67 124H71ZM100 119V120H99ZM106 119V120H105ZM6 120V121H5ZM11 120H13V121H11ZM33 120V121H32ZM40 120V119H39ZM39 120H37L38 122H39ZM103 120H105V122H103ZM117 122V123H119V124H117L115 121ZM37 121H35L34 123H32V125H34V126H38V123H36ZM203 121V122H204ZM7 122V123H6ZM10 122H13V123H11V125H12V127L9 125L10 124ZM101 122H103L102 123V125H101ZM109 123H111V124H109ZM113 123H114V125H113ZM264 123V122H263ZM7 124L9 125V126H7ZM13 124H15V125H13ZM106 124L108 125V126H110V127H112V128H110V127H108V126H106ZM116 124H117V126H116ZM29 125H31V124H29ZM111 125H113V126H111ZM204 125V123H198L197 125H195L194 127H201V126H203ZM247 125V124H246ZM14 126V127H13ZM27 125L26 124H24V127H26ZM92 127V129L90 128V127ZM115 126V127H114ZM120 126V128H118ZM7 127H9L10 129L8 130L7 129ZM122 127V128H121ZM193 126H192V128H194ZM243 127H245L244 125H243ZM2 128H4V131H3V129ZM6 128V129H5ZM94 128V129H93ZM247 130H246V129ZM245 128H243L244 130H242V133H240V140H242V141H240L239 142V147L237 148V150H236V152H238V153H242L243 151H244V149L246 148V147H244V145L246 146V144H245V141H246V143L248 142V140H249V138H250V136H252L253 134H255V132H256V128L254 129L253 128V125H252V127L250 126H246ZM253 128V129H252ZM115 129V130H114ZM120 129V130H119ZM10 131V132H12V134L11 133H9V132H7V131ZM93 130L95 131V132H93ZM251 131V133H250V131ZM97 131V132H96ZM121 131V132H120ZM248 131V132H247ZM99 132V133H98ZM119 132V133H118ZM6 133H9L8 135H6ZM120 133H121V135H120ZM124 133V134H123ZM227 133H230L229 131H221L220 133H219V143L218 142H216L215 144H216V146H215V144H213L212 142V144L213 145H210V150H212V149H214V150H218L217 148L219 147H227V146H230V143L228 144V142H226L227 140H224V141H222V138L223 139H228L227 138V136H226V134ZM16 134V135H15ZM39 134H41V133H39ZM222 134V135H221ZM223 134H224V136H223ZM245 134H248V135H245ZM11 135H13L14 137H11ZM239 135V134H238ZM242 135V136H241ZM19 136V135H18ZM122 137V139H121V137ZM10 137V138H9ZM120 137V138H119ZM244 138V139H243ZM248 138V139H247ZM10 139V140H9ZM118 139V140H117ZM183 139H185V138H183ZM183 139H181V142H186V140H183ZM2 140H3V142H2ZM180 140V138H178L177 139V141H179ZM176 141V140H175ZM242 142V143H241ZM244 142V143H243ZM109 143V144H108ZM222 143V144H221ZM225 143V144H224ZM220 146H219V145ZM227 145V146H226ZM216 148H215V147ZM240 146H241V148L243 147L244 149H241L240 148ZM142 148V147H141ZM209 149V148H208ZM64 150V148H63V146L61 145V147L60 148H58V150L57 149H55V150H53V149H51V151L52 152H55V155H56V159H54V160H52L51 158H50V160L48 159V162H47V164H48V166L51 168V167H55V168H58L57 166H55V165H58L57 163L59 162L57 159L58 158H60V155H61V152ZM241 150H242V152H241ZM1 152H3V151H0V153ZM60 152V153H59ZM213 152V151H212ZM141 154V152H140V150H138L137 152H136V154ZM245 152H243V154H244ZM3 153H1L0 154V168H2V166L1 165H4L3 166V168H5V166H6V171H8L7 170V165L6 164H4L5 162H3V156H1ZM138 154V155H139ZM14 156H11V158H13ZM243 157V156H242ZM7 159L6 160H8V156L6 157ZM15 158V157H14ZM82 158V157H81ZM85 158V155L83 156V159ZM232 157H229L228 159H231ZM83 159H80V160H82L83 161ZM227 158L226 159H224V160H228ZM243 158H241V161H239L241 164H242V166H243V164H245L244 163V161L242 160ZM2 162V163H1ZM53 163V164H51V163ZM56 163V164H55ZM82 162H79V164H80V167L79 166H77V165H79L78 163H76V166H74V168H75V170H74V168L73 167H68V165H66V164H63V170H60L61 171V173H62V171H63V174H65V176L62 174V181L61 182H67V183H69L70 185H71V182H72V180H73V182L75 181V183L77 182V184L78 185H75L76 186V189H77V187L81 184V182L83 183L85 180L87 181V183H93L92 185H93V187H95L96 188V186H100V185H102V186H104V185H106L105 183L107 182V185L108 186H111V185H118V186H122L121 187V191H122V193L120 192V195H121V197H125V198H127V192H129L130 191V186L132 185L131 183H132V181H130L131 179H129V177L127 176V174L126 175H116V176H107V177H103V173L105 172V170L103 171V173L100 171L99 172V174H98V178L96 179L95 177H94V174H96L97 172V170H98V168H101V166H97L98 168H96L95 167V165L94 166H92V167H88L89 169H85L86 168V166H85V164L84 165H82L81 164ZM51 164V165H50ZM62 165V164H61ZM60 165V166H61ZM64 165H66V166H64ZM81 165H82V168H81ZM59 166V165H58ZM59 166V167H60ZM83 166H85V168L83 167ZM109 166V165H108ZM112 166V165H111ZM52 168V169H53ZM62 168H60V169H62ZM73 168V169H72ZM110 168V167H109ZM59 169V168H58ZM57 169V170H58ZM64 169H65V171H64ZM85 170V172L87 173V172H90V173H85V172H83L84 170ZM91 169V170H90ZM97 169V170H96ZM108 169V168H107ZM106 169V170H107ZM2 170V171H1ZM77 170V171H76ZM80 170V171H79ZM81 170H83V171H81ZM88 170V171H87ZM262 170H264V169H262ZM261 170V168H260V176H259V178H257V182H256V184L257 185H255L253 182H252V180L251 179H249V181H246L247 183L249 182V184H248V188L246 187V186H244V185H246L247 183L246 182H244V185L242 184V181L240 182L239 181V179H238V181L240 182H238V181H236L237 180V177L239 178V176H237V177H235L234 175V177L233 178H235V179H232V177L230 178V179H232L233 181V183H237L236 184V186L235 187H239L240 188V190L239 191H236V190H238L239 188H234V186H233V190H230V189H232V188H230V189H228L229 187H231V185H225V186H223L222 184H223V182H221V183H219V184H221L222 186H223V189L225 188V189H228V190H222V187H221V185L219 186L218 184H216L215 186V190L213 191L214 193H211V194H208L209 196H207V198L209 197V198H214L215 196L216 197H218V198H216L217 200H219V197L220 198H222L221 200H219V201H217L216 199H215V201H217V202H215V205H213V206H215V207H213L212 208V211H211V209H208V207L206 208V209H201V208H204V206H201L202 204V202L200 203V202H198V204H197V202L195 203V210H193V211H190V216H191V214L192 213H195L194 215H196L195 216V218H197V219H194V215L193 216H191V222H190V224H193V228L192 227H187V228H185V230H187L188 232H190V233H192L193 235L191 236L189 233L187 234V236L186 235H184L183 237H180L179 236V240H178V233L176 232V230L177 229H173L174 230V232H172V231H166V232H164V231H157V234H159V237H160V235H161V237H163V234H165L164 236L165 237H163L162 238V240L164 241H167V242H169V243H171L172 245L174 244V245H176L178 242V244H180V246L182 247L181 249H180V253H179V255H185L184 254V252H189L190 254H189V256H190V258H188V259H190V260H192V258L194 257V259H199L200 257H202L203 256V254H204V256H211L212 255V257H210V258H212V259H214V258H216V256H217V258L216 259H220V262H222L221 264H264V225H262V223H261V221H263V220H260V219H263V215H264V171H262ZM4 171L5 170H3V169H0V179H3L2 181H4V180H6L7 179V173L8 172H6L5 171V173H4ZM76 171V172H75ZM92 171V172H91ZM94 171V172H93ZM3 172V173H2ZM72 174H71V173ZM74 172V173H73ZM79 174H78V173ZM69 175V174H71V175H69V177L67 176V174ZM76 173V174H75ZM2 174H4L3 176H1ZM80 174H82L81 176H80ZM91 174H92V177H91ZM5 175H7V176H5ZM73 175V176H72ZM76 175V176H75ZM79 175V176H78ZM87 175V176H86ZM75 176V177H74ZM78 176V177H77ZM105 176V175H104ZM5 177V178H4ZM72 177H73V179H72ZM85 177H87L86 179H84ZM91 177V178H90ZM66 178H68L67 180H65ZM69 178H71V180L69 179ZM78 178L80 179V180H78ZM87 179H96V180H91V181H89L88 182V180ZM105 179V180H104ZM27 180V179H26ZM71 182H70V181ZM103 180V182H104V184H103V182L102 183H99V182H101V181ZM115 180V181H114ZM250 180H251V182H250ZM1 180H0V182L2 183H0V188H1V186H6L5 188L7 189V188H10V190L9 189H7L8 190V192H7V190L5 189L4 190V188L2 189H0L1 191H2V193L0 192V208H1V215H2V218H3V238L0 240V262H3L2 264H6L5 262L7 261V263L8 264H12L11 262H13V264H27V263H29V262H33V261H36V260H34V259H37L38 261H36L35 263H29V264H36V263H38V264H59V260H57L55 257H57L56 255H55V252L58 254V253H60L59 251L57 252V250H58V245L59 246H61L60 244H58V243H56V242H58L57 241V239L59 238V236H65V234L69 237V234L71 233V237H72V235H73V237H74V239L76 238L75 236L77 235V236H79V234L80 233H83V234H80V236L82 235V236H84L86 233H87V231L90 233V234H92V233H94L93 232V230H92V233H91V229H93L92 228V226H82V227H84V228H79V227H76V228H78L77 230H76V228L73 226H68L66 223V225L64 224V226L65 227H68L67 229L66 228H63V226L61 225L59 228H61L60 229V231H62L63 229V231L62 232H64V233H62L63 235H61V233L60 234H58V235H55V232L54 233H52V234H54L55 236V238H56V241H54L52 238H49L50 237V235H48L47 233H45L46 232V229H43V231L40 229L41 228V226H35V224H32V222L34 221V218H38L39 217V213L37 214L32 208H30L29 206H28V204L27 203H31V201H37V203H39V204H41L40 203V200L41 201H43L42 199H40L41 197H40V195H39V193L38 192H34L33 194H32V192L34 191H30V192H27V186H26V184L24 183L23 184V182H22V184H23V187H21L22 185H20L21 184V182H20V180H19V182H16V181H18V180H16V181H14L13 182V180L12 179H9V181L10 182H7L8 181V179L6 180V181H4V182H2ZM81 181V182H80ZM85 181V182H86ZM5 182H7V183H9V184H7L6 185V183ZM96 182V183H95ZM131 182V183H130ZM14 183H17V187L15 186L16 184H14ZM94 183H95V186H94ZM112 183V184H111ZM117 183V184H116ZM250 183H253V184H250ZM4 184V185H3ZM13 184V185H12ZM97 184V185H96ZM99 184V185H98ZM131 184V185H130ZM239 184H241V185H239ZM9 185H11V186H9ZM106 185V186H107ZM124 185H125V188H124ZM243 185V186H242ZM250 185H252V187H249ZM254 185V186H253ZM18 186H20L21 187V189L23 190V191H21L20 190V188H18ZM26 186V187H25ZM129 186V187H128ZM241 186L244 188V191H243V189H241ZM257 186V187H256ZM14 187V190H13V195H14V193L17 191L16 189H18V191H17V193H15V195L13 196L12 194H10L12 191V188ZM24 187H25V189H24ZM105 187V186H104ZM253 187H255V188H253ZM75 188V187H74ZM68 189L67 191H66V193H68V196L69 197H73V198H75L76 199V197H78L79 195L80 196H82V197H78L79 199H81V198H84L83 196H85V194L84 193H82V195H81V193H80V191L79 190H76V189ZM124 188V189H123ZM221 188V190H219ZM128 189H129V191H128ZM234 189H236V190H234ZM4 190V191H3ZM71 190V191H70ZM73 190V191H72ZM219 190V191H218ZM246 190V191H245ZM11 191V192H10ZM76 191H78V192H76ZM4 192H6V193H4ZM72 192V193H71ZM73 192H74V194H73ZM75 192H76V194H75ZM230 192V193H229ZM239 192V193H238ZM244 192V193H243ZM245 192H246V194H245ZM23 193V195L22 196H20L19 195V197H22V198H24V199H21V198H19V199H21V201H19V199L17 200V196H18V194H22ZM30 195H29V194ZM36 193H37V197H36ZM71 193V194H70ZM216 193V194H215ZM225 193H229L228 194V196H227V194L225 195ZM215 194V195H214ZM220 195V196H218V195ZM238 194V195H237ZM4 197H3V196ZM32 195V196H31ZM35 195V199H33V196ZM38 195H39V197H38ZM71 195H74V196H71ZM76 195V196H75ZM78 195V196H77ZM125 195V196H124ZM211 195V196H210ZM213 195V196H212ZM224 195V196H223ZM10 196L14 199V201H13V199L11 200L10 199ZM23 196H25V197H23ZM196 196V195H195ZM237 196V197H236ZM249 196V197H248ZM1 197H3V199L1 198ZM27 197V198H26ZM28 197H30V199L28 198ZM31 197H32V199H31ZM97 198L99 197V195L98 196H96ZM120 197V198H121ZM226 197H228V198H226ZM239 197V198H238ZM243 197H245V199L243 198ZM248 197V198H247ZM10 199V201H13V202H9V200H7V199ZM45 198H47V197H45ZM77 198V199H78ZM124 198V199H125ZM25 199H27V200H25ZM29 199V200H28ZM38 199V200H37ZM123 199V198H122ZM226 199V200H225ZM229 199V200H228ZM234 199V200H233ZM236 199V200H235ZM239 199V200H238ZM2 200V201H1ZM22 200H24V201H22ZM31 200V201H30ZM224 200V201H223ZM220 201H222V203L220 202ZM231 201H233V203H236L237 205H238V203L240 204L238 207H240V208H242V206L244 205V207L246 206V209L248 210V211H250V212H248L245 208V212H247L248 214H244V215H242V216H239V215H241V214H233L234 212L232 211V210H230V209H222L221 208V206L220 205H227V203L228 202H231ZM235 201V202H234ZM239 201V202H238ZM247 201V202H246ZM7 202V203H6ZM20 202V205L18 204ZM220 202V203H219ZM223 202H224V204H223ZM225 202H227V203H225ZM11 203L13 204L14 203V206L13 207H15V205H18V206H16L15 207V209L14 208H12V206H11ZM16 203V204H15ZM26 203V204H25ZM200 203V204H199ZM216 203H219V205L218 204H216ZM253 203V204H252ZM9 204V205H8ZM206 204V203H205ZM241 204H243V205H241ZM262 204V205H261ZM21 205H24L23 207H21ZM27 205V206H26ZM41 205H43V203L41 204ZM249 205V206H248ZM21 208H20V207ZM253 206V207H252ZM261 206V207H260ZM9 207H11L10 209H8ZM120 207H123V205L122 206H120ZM201 207V208H200ZM218 207H219V209L221 208V211H218L217 209H218ZM248 207H249V209H248ZM260 207V208H259ZM27 208V209H26ZM31 209V210H28V209ZM43 208V209H42ZM42 208H41V212H43L44 213V211H45V213L43 214V213H41V215H43V218H42V216L40 217L42 220H44V219H46L45 217H46V215H47V213H46V209H45V207H44V205L42 206ZM251 208V209H250ZM12 209V211L10 212L9 210H11ZM14 209V210H13ZM59 209V208H58ZM213 209H216V210H213ZM204 210H206L205 212H204ZM210 210V211H209ZM223 210V211H222ZM14 211H15V214H14ZM17 211V212H16ZM25 213H23V212ZM27 211V212H26ZM31 211V212H30ZM69 213V215H68V213ZM70 211H72V212H75L76 210H74V209H72V210H70ZM70 211H68V210H66V209H64L63 211H61L60 212V210H58V215L56 216V215H52L53 216V218L55 217L56 219L57 218H59L60 220H64V221H66V220H70V218H72V217H74V216H77L76 218H78V215L79 214H77L76 213V215H74L75 213H73V215H72V217H71V214H72V212H71V214H70ZM108 211V210H107ZM106 211V212H107ZM121 211H124V210H122L121 209ZM120 211V212H121ZM195 211V212H194ZM202 213H201V212ZM231 211H232V213H231ZM252 211V212H251ZM19 212V213H18ZM65 212V213H64ZM77 212V211H76ZM134 212V213H133ZM213 212L214 213H216V215L215 214H213ZM110 213H111V215H110ZM122 213H124V212H121L120 214H122ZM131 213V214H130ZM199 213H201V214H199ZM204 213L206 214L205 216H207V217H205L204 216ZM212 213V214H211ZM251 213V214H250ZM23 214V215H22ZM28 214H29V216H28ZM34 214V215H33ZM38 216H37V215ZM46 214V215H45ZM62 214V215H61ZM65 214H66V216H65ZM136 214H138L137 212H135V211H133V209H131L130 210V212H129V214L127 215L126 213L123 215V216H129V217H127V220H126V216L125 217H123L126 221H132L133 220V222L136 220V219H138V217H139V215H136ZM197 214H199L198 216H200L199 218H198V216H197ZM209 214V215H208ZM233 214V215H232ZM44 215H45V217H44ZM61 216V218H60V216ZM111 216L112 218H114L113 216V213L112 212H110V210H109V212L108 213H105L104 212V214H103V216ZM130 215H131V217H130ZM134 215V216H133ZM215 215V216H214ZM236 215H238V216H236ZM52 216H51V218H52ZM59 216V217H58ZM63 216V217H62ZM80 216V215H79ZM92 216H94V214L92 213ZM203 216H204V220H202L203 219ZM210 218H209V217ZM232 216H235V218L237 217H239V220L237 219V221H235V223H236V226L237 227H234V225H232V227L231 228H228L226 225H224L225 223L227 224V220H229L230 218ZM244 216H246V217H244ZM249 216H250V218H249ZM26 217H27V219H26ZM134 217H135V220H134ZM227 217H229V219H227ZM252 217V218H251ZM24 218V219H23ZM31 218V220H29ZM55 218H54V220H55ZM65 218H66V220H65ZM69 218V219H68ZM75 218V219H76ZM133 218V219H132ZM211 218H213V219H211ZM250 220H249V219ZM50 219V217H48V220ZM130 219H132V220H130ZM201 220V222L199 221V220ZM207 219V220H206ZM251 219H252V221H251ZM29 220V221H28ZM53 220V219H52ZM58 220V219H57ZM192 220H194L193 222H192ZM196 220V221H195ZM197 220H198V222H197ZM20 221H22V223L20 222ZM23 221H24V224H26V226H24V224H23ZM128 221V222H129ZM202 221H206V228H205V224H202ZM210 221H212V222H210ZM225 221H227V222H225ZM20 222V223H19ZM132 222V224H134ZM209 222V226L207 225V223ZM223 222V223H222ZM256 222V223H255ZM29 223H31V224H29ZM198 223H199V225H198ZM211 223V224H210ZM219 224L218 226H217V224ZM258 223V224H257ZM16 224V225H15ZM20 224H22V225H20ZM30 226H29V225ZM82 224V223H81ZM131 224V223H130ZM131 224V225H132ZM213 224V225H212ZM216 224V225H215ZM237 224H239V225H237ZM253 224V225H252ZM257 224V226H256V228H254L255 227V225ZM264 224V223H263ZM15 225V226H14ZM19 225V226H18ZM117 225H120V224H118V223H116V225L115 226H112V227H106V228H103V231H107L106 229L107 228H109V231L112 233V230H114L115 231V234H116V236H113V235H115L114 233H112L113 235H110L111 233L109 232V231H107V232H109L110 234H104L105 232H101L102 231V228L100 229L99 227H95V229L97 228V232H96V234H97V236H99L100 234L101 235H104L103 237H101L100 239L104 242V244H105V247L104 248H106V245H111L112 246V244H110V242H113V245H114V250H111V249H113L112 247H110V246H107L108 248H111L110 250H108V248L107 249H105V251L106 252H104V248L102 247L103 245H102V241H101V245L100 244H97V246L94 244V243H99L100 241H98V242H95V240H94V242L92 243V241H91V239H93V236H94V234H92L91 236H89L90 237V241H88V243H91V244H89V246H91V248H93V250L92 249H90L91 250V252H92V254H93V251H95V252H100V254H99V257L100 256H102L100 259H101V262H102V260H103V262L104 263H99L98 261H100V259H99V257H98V259H95L96 260V262L94 261H92L89 257H90V250L88 251V250H86L87 248L89 249V247L88 246H85V243L83 244L84 245V248L85 249H83L82 247H83V245H81V249H79V251H78V249L76 248V250H77V252H74V250H73V252L74 253H77V254H79V253H81V254H85L86 252H88V253H86L85 255L86 256H89V257H86L85 255H83L82 257L83 258H80L81 256H79V258H80V260H79V258H78V256H77V259H76V257L75 258H73V261L72 260H70L69 259V257H73V256H75L74 254L72 255L71 253L72 252H70L72 249H70V251H68V254L70 253V255H69V257L66 259L67 260V264H72V263H74V261L75 260H77V262H76V264H79V262L81 263L82 261V263H85V264H87L88 262H89V260H90V262L88 263V264H152L153 263V261L154 260H151V263H150V260H144V258L142 257V258H140L141 256H139V257H137V256H134V255H136V252L137 251H139V250H137V249H139V246H138V244H141V242H142V244L144 245L146 242H147V238H148V235H150L151 233H153V229H147L146 231H147V233H149V232H151V233H149V234H147V236L145 235L146 234V231H145V233H144V235L142 234H139L140 232H138V233H133L132 235H131V237H133V236H135V237H133L131 240L133 241V243H132V247H130V248H132V249H130L129 251H130V253L128 252V255H127V253H125V257H127V258H125V257H122V258H124V259H118V257L116 256V254H115V251H118V253L120 254L121 252H119L120 251V249H118L119 247H126L127 246V243L126 242H124L125 240H120V241H115V240H113V238H117V237H119L121 234H120V230H122V229H124L125 230V226L126 227H128V226H130V225H128V224H125L124 225V223L123 224H121L122 226H118V228H117ZM123 225H124V227H123ZM128 225V226H127ZM189 225V224H188ZM194 225H196V226H194ZM211 225H212V227H211ZM248 225L250 226V227H248ZM251 225H252V227H251ZM33 226V227H32ZM204 226V227H203ZM219 226H222L223 227V230H224V232H222V230L219 228ZM18 229H16V228ZM30 227V228H29ZM36 227V228H35ZM72 229H71V228ZM89 227V228H88ZM114 227V228H113ZM121 227V228H120ZM234 227V229H232ZM239 227L241 228L240 229V231H238L239 230ZM23 228V229H22ZM25 228V229H24ZM58 228V227H57ZM75 228V229H74ZM91 228V229H90ZM111 228V229H110ZM192 228V229H191ZM219 228V230H217ZM225 228V229H224ZM226 228H228L227 230H226ZM236 228V229H235ZM251 228H252V230H251ZM15 229H16V231H15ZM37 231H36V230ZM85 230L84 232H82V231H80V230ZM88 229V230H87ZM99 229V230H98ZM135 229L136 230H138L137 229V227H134V229H131V231H134L135 232ZM188 229H191V231L190 230H188ZM208 229H212V230H208ZM257 229V230H256ZM40 232H39V231ZM69 230H70V232H69ZM118 230H119V234L120 235H118ZM127 230V229H126ZM208 230V231H207ZM213 230H215V232H213ZM217 230V231H216ZM228 230L230 231V232H228ZM235 230V232L236 231H238V232H233ZM247 230V231H246ZM20 231V232H19ZM80 231V232H79ZM186 231V232H187ZM206 231V232H205ZM209 231H211V232H209ZM229 233H227V232ZM245 231V232H244ZM252 231H254V232H252ZM27 232V233H26ZM31 232H34V234L32 235V233ZM38 232V233H37ZM43 232V233H42ZM57 232V233H58ZM67 232H69V233H67ZM74 232V233H73ZM77 232V233H76ZM86 232V233H85ZM163 234H162V233ZM168 232V233H167ZM185 232V231H184ZM185 232V233H186ZM209 232V233H208ZM222 233V234H220V233ZM226 232V235H224V233ZM251 232V233H250ZM18 233V234H17ZM26 233V234H25ZM37 233V234H36ZM42 233V234H41ZM76 233V234H75ZM167 233V234H166ZM175 235H174V234ZM177 233V234H176ZM216 234H218V235H216V238H215V235ZM261 233H262V235H261ZM24 234V235H23ZM28 234V235H27ZM39 234H41V235H39ZM204 234V235H203ZM206 234H209V235H207V237H206ZM232 234V235H231ZM250 234V235H249ZM21 235V236H20ZM23 235V236H22ZM44 235V236H43ZM100 235V236H101ZM108 235H110V236H108ZM118 235V236H117ZM141 235V236H140ZM167 235H168V237H167ZM203 235V236H202ZM211 235H213V236H211ZM231 235V236H230ZM13 236H14V238H13ZM20 236V237H19ZM48 236V237H47ZM77 237V238H81V237ZM86 236V235H85ZM113 236V237H112ZM171 236V237H170ZM202 236V237H201ZM208 236H211V237H209V238H211L212 239V243H211V239H209L208 238ZM227 236H229V237H227ZM249 236H251V237H249ZM16 237V238H15ZM22 237V238H21ZM38 237H40V239L38 238ZM72 237V238H73ZM95 237V236H94ZM104 237H107V238H104ZM112 237V238H111ZM143 237H145V238H143ZM151 237V236H150ZM160 237V238H161ZM189 237V238H188ZM191 237V238H190ZM232 237L236 240H234V239H232ZM238 239H236V238ZM28 238V239H27ZM36 238H37V240H36ZM44 238H48V240H46V239H44ZM54 238V239H55ZM76 238V239H77ZM122 238V235L120 236V239ZM165 238V239H164ZM171 238V239H170ZM181 238H186L187 240H184V239H182L181 240ZM201 238V239H200ZM209 240H208V239ZM218 238V239H217ZM220 238V239H219ZM221 238H223V239H221ZM228 238H231V239H228ZM259 239V240H257L256 241V239ZM263 238V239H262ZM13 239H14V241H15V243H14V241H13ZM16 239V240H15ZM19 239H20V241H19ZM23 239V240H22ZM25 239V240H24ZM50 239H51V241H50ZM100 239H98V240H100ZM104 239V240H103ZM106 239V240H105ZM109 239H111V240H109ZM139 239H141L140 241H139ZM144 241H143V240ZM174 239H176V240H174ZM255 239V240H254ZM44 240V241H43ZM161 240V241H162ZM199 240H200V242H199ZM202 240H203V242H202ZM207 240V241H206ZM215 240V241H214ZM216 240H218L217 242H216ZM224 240V241H223ZM231 240V241H230ZM262 240V241H261ZM17 241V242H16ZM27 241H28V245H27ZM38 241V242H37ZM42 241V242H41ZM46 241H48V242H46ZM52 241H54V242H52ZM107 241V242H106ZM108 241H109V243H108ZM135 241V242H134ZM137 241V242H136ZM138 241L140 242V243H138ZM204 241L205 242H208L207 244H209L210 243V245H208V247H207V244L206 243H204ZM219 241H220V243H219ZM224 243H223V242ZM230 241V242H229ZM241 241V242H240ZM51 242V243H50ZM84 242H86V241H84ZM120 242V243H119ZM176 242V243H175ZM181 242H182V244H181ZM229 242V243H228ZM231 242H236L235 244H233V243H231ZM237 242H239V245H241V246H233V245H237ZM253 242V243H252ZM257 242V243H256ZM24 243V244H23ZM39 243H40V245H39ZM50 243V244H49ZM57 244L55 247V249L56 250H54V244ZM77 244L79 243V242H76ZM115 243V244H114ZM136 243V244H135ZM151 243V242H150ZM150 243H148L147 245H148V247H150L151 249H149L148 251H150V252H152L153 250H155L156 248H154V246L157 244L160 248H161V246H162V244L159 242V243H155V242H153L154 243V245H150ZM217 243H218V245H217ZM31 244V245H30ZM42 244V245H41ZM81 243H79L78 245H80ZM121 244V245H120ZM126 246H125V245ZM133 244H135V245H133ZM203 244V245H202ZM211 244H213V245H215V248H214V246L213 245H211ZM29 245H30V247H29ZM53 245V246H52ZM95 245V246H94ZM116 245H118V246H116ZM150 245V246H149ZM156 245V247L158 248V246ZM224 245V246H223ZM229 245H231V246H229ZM39 246V247H38ZM41 246V247H40ZM48 246V247H47ZM53 248H52V247ZM93 246V247H92ZM138 246V248L136 249L135 247H137ZM151 246H153V248L151 247ZM211 246V248H212V251H211V248H209ZM220 246V249H222L221 248V246H223V249H222V251L224 252V253H222V251L221 250H219V247ZM225 246H227V247H225ZM252 246V247H251ZM69 247V246H68ZM67 247V248H68ZM87 247V248H86ZM99 247V248H98ZM116 247H117V249H116ZM144 246H142V248H143ZM163 247V246H162ZM184 247H185V249H184ZM187 247V248H186ZM198 247H200V249L198 248ZM216 247H217V249H216ZM231 247V248H230ZM235 249H234V248ZM254 247V248H253ZM12 248V249H11ZM23 248V249H22ZM26 248V249H25ZM27 248H29L28 250H30V249H32V250H30V251H28L27 250ZM49 248V249H48ZM96 248V249H95ZM102 248V249H101ZM197 248V249H196ZM210 250H208V249ZM241 248V249H240ZM8 249V250H7ZM13 249H15V250H13ZM44 249V250H43ZM51 249L53 250V253H54V255L53 254H51L52 253V251H51ZM95 249V250H94ZM98 249V250H97ZM99 249H100V251H99ZM144 249H146V247H144ZM143 249V250H144ZM183 249V250H182ZM187 249V250H186ZM215 249V250H214ZM237 249H239L240 251H239V253L242 255V253H243V256L244 255H246V256H244L243 258H241V256H238V255H236V254H239L238 253V250ZM17 250V251H16ZM27 250V251H26ZM39 250V251H38ZM75 250V251H76ZM103 250V252L101 253V251ZM122 250V249H121ZM157 250V249H156ZM183 252H182V251ZM205 250V251H204ZM231 250H233V251H231ZM237 250V251H236ZM7 251H9V252H7ZM44 251H46V252H44ZM47 251H49V252H47ZM51 251V252H50ZM55 251V252H54ZM86 251V252H85ZM202 251H203V254H199V253H202ZM219 251H220V253H222L221 255L222 256H224L225 257V259L223 258V257H221L220 256V254H219ZM5 252V253H4ZM7 252V253H6ZM10 252H13V253H10ZM15 252V253H14ZM26 252V253H25ZM30 252V253H29ZM33 252H35L37 255L35 256V253H33ZM214 252V253H213ZM216 252V253H215ZM228 252V253H227ZM235 252V253H234ZM4 253V254H3ZM20 255H19V254ZM32 253V254H31ZM47 253H49V255L47 254ZM110 255H109V254ZM135 253V254H134ZM182 253V254H181ZM191 253H193V254H191ZM198 253V254H197ZM208 253V254H207ZM218 253V254H217ZM3 256H2V255ZM6 254V255H5ZM53 255V257H52V259L49 257V256H51V255ZM108 254V255H107ZM195 254H196V257H195ZM217 254V255H216ZM224 254V255H223ZM8 255V256H7ZM12 255V256H11ZM31 255V256H30ZM59 255V254H58ZM111 255H113L115 258L113 259L112 257L113 256H111ZM179 255L177 256V257H179ZM194 255V256H193ZM197 255L199 256V258L197 257ZM213 255H215L214 257H213ZM11 256V257H10ZM16 256V257H15ZM33 256V257H32ZM60 256H61V253H60ZM85 256V257H84ZM109 256H111L110 258H108ZM122 256H124L123 254H122ZM191 256H192V258H191ZM204 256L202 257V258H200L199 259V264H202V259L204 258ZM220 256V257H219ZM7 257H9V258H7ZM27 257H28V259H27ZM35 257H37V258H35ZM105 257V258H104ZM234 257H236V258H234ZM23 258H24V260H23ZM89 258V259H88ZM107 259L108 260V262H105L106 260H104V259ZM138 258V259H137ZM248 258V259H247ZM6 259V260H5ZM56 261H55V260ZM83 259V260H82ZM85 259H87V262H85L84 260ZM111 259H112V261H111ZM128 259V260H127ZM154 259V258H153ZM159 259V258H158ZM178 260H177V263L175 262V261H173V263L174 264H180V262H181V264H185V259H184V256H180L179 258H177ZM183 259V260H182ZM240 260L239 262H238V260ZM4 260H5V262H4ZM10 260V261H9ZM65 260V261H66ZM71 261V263H70V261ZM114 260V261H113ZM117 260V261H116ZM204 260V259H203ZM226 260V261H225ZM183 261H184V263H183ZM196 261V260H195ZM194 260H192V262L194 263L195 262ZM235 261H237V262H235ZM247 261V262H246ZM10 262V263H9ZM58 262V263H57ZM93 262V263H92ZM98 262V263H97ZM116 262V263H115ZM125 262V263H124ZM159 262H161V261H159V260H157V261H155V263L157 264H161V263H159ZM197 262H198V260H197ZM65 263V264H66ZM81 263V264H82ZM155 263H153V264H155ZM172 263V264H173ZM75 264V263H74Z\"/></svg>","mask_w":264,"mask_h":264}]
</instances>
